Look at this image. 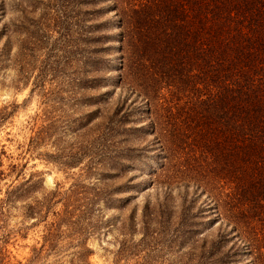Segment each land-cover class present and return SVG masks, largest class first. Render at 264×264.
<instances>
[{
    "label": "rangeland",
    "instance_id": "obj_1",
    "mask_svg": "<svg viewBox=\"0 0 264 264\" xmlns=\"http://www.w3.org/2000/svg\"><path fill=\"white\" fill-rule=\"evenodd\" d=\"M109 2L0 0V264L195 260L173 215L145 231L141 209L156 191L155 157L140 150L150 135L137 129L146 117L132 111L112 134L119 88L83 83L117 72ZM84 50L96 70H84ZM198 226L196 237L216 229Z\"/></svg>",
    "mask_w": 264,
    "mask_h": 264
},
{
    "label": "trees",
    "instance_id": "obj_2",
    "mask_svg": "<svg viewBox=\"0 0 264 264\" xmlns=\"http://www.w3.org/2000/svg\"><path fill=\"white\" fill-rule=\"evenodd\" d=\"M105 8L114 11L116 31L106 36L116 41L117 72L83 83L119 88L112 134L132 111L146 117L137 129L150 135L140 150L155 157L156 191L141 209L145 231L173 215L192 264H264V0H110ZM86 52L84 70H96ZM198 225L216 229L196 237Z\"/></svg>",
    "mask_w": 264,
    "mask_h": 264
}]
</instances>
